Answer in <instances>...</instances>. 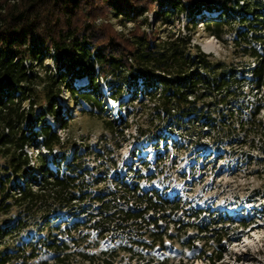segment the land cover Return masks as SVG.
Listing matches in <instances>:
<instances>
[{
	"label": "trees",
	"instance_id": "1",
	"mask_svg": "<svg viewBox=\"0 0 264 264\" xmlns=\"http://www.w3.org/2000/svg\"><path fill=\"white\" fill-rule=\"evenodd\" d=\"M199 24L230 47L227 60L193 41ZM100 79L125 118L108 119ZM262 87L264 0H0V264H189L168 252L176 245L194 251L190 264L220 261L245 219L229 227L228 217L136 181L93 194L108 179L88 168L100 153L46 119L69 128L70 110L57 109L67 93L111 137L135 120L137 138L157 147L183 140L177 150L198 157L238 147L264 157ZM87 203L99 211L74 220Z\"/></svg>",
	"mask_w": 264,
	"mask_h": 264
},
{
	"label": "rangeland",
	"instance_id": "2",
	"mask_svg": "<svg viewBox=\"0 0 264 264\" xmlns=\"http://www.w3.org/2000/svg\"><path fill=\"white\" fill-rule=\"evenodd\" d=\"M148 16L153 23L155 13H150ZM185 21L184 17L180 18V23ZM162 30L166 31L167 28ZM193 41L202 49L206 46L209 50H203L217 58L227 60L230 57V47L207 34L201 24ZM84 80L86 79H75L76 82L81 83L80 85L85 84ZM99 85L105 96L103 102L108 107L106 112L108 119L119 118L120 115L125 118L126 115L118 102L109 98V89L103 79L99 80ZM259 93L258 97L262 94L264 100V87ZM70 99L71 95L67 93L57 98V109L70 110L69 113L73 115L69 128L60 129L51 115L47 116L46 121L55 125L59 133L69 139L70 143L80 144L82 150L87 146L90 151L100 153L90 158L88 168H94L92 175L95 177L100 175L95 170L101 169L108 179L106 183L98 184L93 194H99L103 188L114 185L115 181H124L128 184L136 181L145 190L155 188L165 192L168 197L190 201L195 210L208 209L214 217L219 214L228 217L232 222L230 225L227 224L229 227H238L239 220L245 219L248 226L238 228L236 235L231 234L230 241L223 242L226 253L215 264H241L243 260L237 259L242 253L244 257L250 255L248 264H264V157L259 151H249L246 147H238L235 151L222 152L223 158L217 160L214 154L208 157L209 153L198 157L192 148L186 151L177 150L180 148V141L183 140H177L179 143L177 145L174 143L175 140L162 141L157 147L151 140L137 138L133 117L129 121L134 120V123L125 131V134L111 137L99 117L86 115L79 110L78 102L81 103L80 107H89L83 99L77 97L75 104H72ZM250 100L253 103L255 97H251ZM261 115L264 117V108ZM26 151L29 154L38 152L30 149ZM42 152L48 157L45 149H42ZM250 157L254 158L252 163L249 161ZM257 158L261 160L257 161ZM91 204L87 203L84 206L85 212H80L74 220L84 221L88 218L86 215L88 212L97 213L100 209L99 205ZM255 211L257 213H254ZM243 215L246 217L243 218ZM252 216L254 218L250 221ZM61 217L64 219L67 216ZM207 219L208 213H203L198 223L202 224ZM187 234L192 236L196 233L189 231ZM108 242L109 238L104 243ZM167 250L175 256L176 261L183 257L186 263L190 264L193 261V250L184 249L179 245L172 248L168 246ZM193 264L209 263L196 260Z\"/></svg>",
	"mask_w": 264,
	"mask_h": 264
},
{
	"label": "bare ground",
	"instance_id": "3",
	"mask_svg": "<svg viewBox=\"0 0 264 264\" xmlns=\"http://www.w3.org/2000/svg\"><path fill=\"white\" fill-rule=\"evenodd\" d=\"M203 49H204V50H209L206 46H204ZM79 86H81V85H79ZM249 259H250V255H246V256L244 257V254L242 253V254H240V255L238 256V259H237V260H240V261L243 260L241 264H248L247 262L249 261Z\"/></svg>",
	"mask_w": 264,
	"mask_h": 264
}]
</instances>
